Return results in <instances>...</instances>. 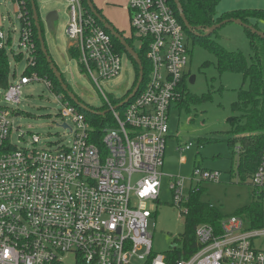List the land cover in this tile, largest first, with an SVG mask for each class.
<instances>
[{"label":"built area","instance_id":"obj_1","mask_svg":"<svg viewBox=\"0 0 264 264\" xmlns=\"http://www.w3.org/2000/svg\"><path fill=\"white\" fill-rule=\"evenodd\" d=\"M11 1L22 26L19 47L26 51L27 63L16 82L9 79L0 89L5 103L0 105V264H167L168 253L152 251L147 225L153 212L148 203L159 201L169 111L182 100L189 74L183 24L168 0H129L130 25L138 41L137 50L131 47L137 55L143 53L149 67L136 94L117 108L135 86L114 105L99 82L119 76L122 59L128 57L84 7L85 0H65L70 16L66 34L79 51L80 68L99 88L111 120L103 123L98 141L80 108L63 100L59 115L73 136L70 145L33 147L40 143L33 135L32 147L22 149L9 139V105L19 104L24 85L42 81L52 89V84L33 71L27 73L36 61L31 21L26 0ZM9 41L0 28V52L22 55L8 49ZM193 175L200 183L218 181L220 173L198 167ZM250 185L261 203L259 225L254 223L258 218L249 215L221 219L217 226L199 224L198 249L175 264H264V241L257 243L264 238V152ZM169 189L185 217L190 194L198 189L185 193L180 181Z\"/></svg>","mask_w":264,"mask_h":264},{"label":"rangeland","instance_id":"obj_2","mask_svg":"<svg viewBox=\"0 0 264 264\" xmlns=\"http://www.w3.org/2000/svg\"><path fill=\"white\" fill-rule=\"evenodd\" d=\"M128 2L129 0H92L100 14L116 26L137 50V35L130 25ZM36 3L42 15L46 49L62 74L65 85L88 109L95 112L105 111L103 108L106 102L99 88L81 71L78 60L68 54L71 40L66 34L70 19L67 2L36 0ZM256 4V0H218L216 12L220 15V11L233 10L235 7L253 8ZM53 8L58 13V21L54 31L50 32L44 17ZM12 9L11 0H0V28L11 37L8 49L15 53L22 52L21 59L16 60L8 51L9 79L16 82L26 68L27 54L26 51H20L22 26L14 17ZM244 29L240 24L229 22L217 29L209 39L227 51L243 53L250 62L252 51ZM261 30L264 32V27ZM185 41L190 51L187 71L195 79L193 83H186L188 97L185 103H178L169 111L165 163L160 169L163 176L159 201L148 203L153 216L148 219L147 227L152 236V251L155 255L167 254L174 246L181 247L185 218L182 208L173 204L172 191L169 189V185L175 181L183 184L185 193L197 188L200 191L199 199L216 207L222 219L230 216L246 218L248 215L245 211L254 204H259V199L250 185V177H243L239 173L237 154L233 155L228 146V140L233 137L230 133L231 120L239 116L233 110V104L237 101L240 89L248 88V80L237 72H218L215 67L216 56L211 49L202 44H193L187 37ZM260 47V55L264 58V46ZM13 77L16 79H12ZM136 80V70L125 57L122 59L119 76L102 80L99 86L107 96L117 102L127 96ZM4 104L0 99V105ZM63 104L60 95L53 93L42 81L22 86L19 104L9 105L13 111V125L9 137L11 144L17 148H30L32 136L37 135L40 143L33 147L55 150L58 146H69L73 136L68 129L60 126L65 121L59 115ZM67 122L74 127L71 120ZM186 146H190L189 150H182ZM169 157H174L177 161H167ZM198 167L220 173L219 180L198 183V177L193 175ZM137 179L135 177L134 182ZM260 241H264V238L257 243Z\"/></svg>","mask_w":264,"mask_h":264},{"label":"trees","instance_id":"obj_3","mask_svg":"<svg viewBox=\"0 0 264 264\" xmlns=\"http://www.w3.org/2000/svg\"><path fill=\"white\" fill-rule=\"evenodd\" d=\"M168 1L172 6L176 17L181 22L174 1ZM179 3L187 22L194 29V31L199 33V35L195 34L186 30L184 27L186 35L192 40V43L202 44L214 52L216 56L215 67L218 72H237L242 74V76L248 80V88L240 89L238 92L237 101L233 104V110L237 112L239 116L231 120L232 129L230 133L233 135V137L228 140V146L231 149L233 155L237 154V167L239 173L243 177H251L256 171L261 159V155L264 152V58H262L260 55V46H264V39L258 37L250 30L244 29L249 39L250 48L252 51L250 62H248L243 53L227 51L222 46L212 42L209 39L211 35L206 36L205 32L211 26L227 19H238L243 23L247 25H253L256 29L260 30L257 22H264V9H235L220 13L219 15L216 12L218 0H179ZM83 5L90 12L86 1L83 2ZM94 7L96 8L95 5ZM26 8L28 10L29 20L31 21L32 33L36 47L35 65L33 67H29L27 69V73L33 71L40 77L48 79L52 84L51 90L53 93L56 95H61L64 101L75 105L68 97L66 92L61 88L60 84L54 77L49 64L41 52L30 0H26ZM96 10L98 13H100L97 8ZM252 20L256 21L255 24H253ZM112 39L118 51L120 53H126L121 44L113 36ZM126 41L130 44V40L126 39ZM67 50L71 57L75 59L79 57V51L74 45L70 44ZM126 55L132 62L136 70V74L138 75V67L136 63L131 59V57L128 56L127 53ZM138 56L144 69L143 77L145 78L149 63L145 60L143 53H138ZM14 58L16 60H20L21 55H16ZM8 59L9 57L5 51L0 52V89L6 88L9 82ZM81 71H83L82 68ZM186 83V78H184V88L182 91V100L179 102L180 104L185 103V100L188 97ZM191 98L192 97H190V100H192ZM111 102L114 105H117L116 103L119 101L116 102V100L111 99ZM105 107L103 110L107 109L106 105ZM80 111L90 122L94 129V137H96V139L99 141L101 138V129L104 127L103 123L109 122L111 120V114L107 112L105 115L101 116L89 113L83 109H80ZM199 193L200 191L192 192L190 194L189 201L187 203L188 212L184 217L185 230L181 238V247L178 248L174 246L172 248L166 258L167 264H175L176 261L180 259L188 258L198 249L195 238V229L199 224L204 223L217 226L222 219L220 218V213L216 207L202 202L199 199ZM245 213H247V215L251 216L252 218H258V221L256 220V222H254L256 226H258L259 216L261 213V203L259 202V204H254L253 206L249 207Z\"/></svg>","mask_w":264,"mask_h":264},{"label":"water","instance_id":"obj_4","mask_svg":"<svg viewBox=\"0 0 264 264\" xmlns=\"http://www.w3.org/2000/svg\"><path fill=\"white\" fill-rule=\"evenodd\" d=\"M85 1H86L88 9L92 13V15L102 24L103 28L105 30H107L121 44V46L124 48L125 52L128 54L129 57H131V59L136 63V65L138 67L137 83H136L134 89L132 90V92L128 95V97L117 106V108H118V107L122 106L124 103H126L129 99H131L136 94V92H137V90H138V88L142 82V79H143V66H142V63H141L139 56L135 53V51L130 46V44L126 41V39L114 28V26L112 24H110L105 18L102 17V15L100 13H98V11L96 10V8L94 7V5L92 3V0H85ZM173 1H174L176 10L178 12L179 18H180L183 26L186 28V30L199 35V33L194 31V29L187 22L184 14L182 12L179 0H173ZM30 5H31V9H32L34 24H35V27L37 30V36H38V40L40 43L41 52H42L43 56L45 57L47 63L49 64V67L52 70V73H53L54 77L56 78V80L58 81V83L60 84L61 88L66 92V94L72 100V102L75 105H77L80 109H83L89 113H93V114H97V115H101V116L105 115V113H107L109 111H107V110L103 111V112L92 111L91 109H88L86 106L81 104L78 101V99L71 93V91H69V89L65 85L64 80H63L60 72L58 71L55 63L53 62L52 58L50 57L48 50L46 49L45 40H44V29L42 28V17H41L42 15L40 13V10L38 8L36 0H30ZM57 21H58V13L56 10L49 11L44 17V22L46 24L48 31H50V32L54 31L55 23ZM229 22L240 24L245 29L250 30L252 33L257 35L258 37L264 39V32L256 29L253 25L245 24L241 20H238V19L223 20L220 23H217V24L211 26L210 28H208L205 35L206 36L212 35L217 29H219L220 27H222L223 25H225ZM194 79H195V76H191L189 82L193 83ZM60 126L64 129L68 128V126L66 124H63ZM167 161L176 162L177 160L174 157H169L167 159Z\"/></svg>","mask_w":264,"mask_h":264},{"label":"crops","instance_id":"obj_5","mask_svg":"<svg viewBox=\"0 0 264 264\" xmlns=\"http://www.w3.org/2000/svg\"><path fill=\"white\" fill-rule=\"evenodd\" d=\"M256 2H257V4L253 7V8H242V7H235V8H232L233 10H235V9H264V0H256ZM239 5V4H238ZM240 6V5H239ZM12 12L14 11V7H13V4H12ZM54 9V8H53ZM52 10V9H51ZM55 10V9H54ZM226 11H231V9H229V10H224V11H220V13H223V12H226ZM49 12V11H48ZM107 20V19H106ZM108 21V20H107ZM109 22V21H108ZM252 22H253V24H255V20H252ZM110 23V22H109ZM111 24V23H110ZM113 25V24H112ZM257 25H258V27H259V29L261 30V28L262 27H264V22L263 21H258L257 22ZM114 26V25H113ZM116 26H114V28H115ZM117 28V27H116ZM115 28V29H116ZM118 32H120L119 31V29L117 28L116 29ZM262 31V30H261ZM121 33V32H120ZM123 36V35H122Z\"/></svg>","mask_w":264,"mask_h":264},{"label":"flooded vegetation","instance_id":"obj_6","mask_svg":"<svg viewBox=\"0 0 264 264\" xmlns=\"http://www.w3.org/2000/svg\"><path fill=\"white\" fill-rule=\"evenodd\" d=\"M190 77H191V75H190V73L187 75V77H186V81H189L190 80Z\"/></svg>","mask_w":264,"mask_h":264}]
</instances>
